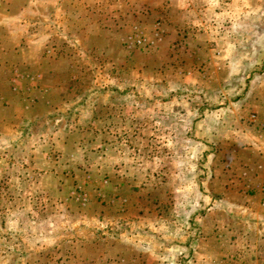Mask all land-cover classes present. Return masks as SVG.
<instances>
[{
	"label": "rangeland",
	"instance_id": "obj_1",
	"mask_svg": "<svg viewBox=\"0 0 264 264\" xmlns=\"http://www.w3.org/2000/svg\"><path fill=\"white\" fill-rule=\"evenodd\" d=\"M34 5L42 12H32ZM0 21L22 30L23 65L33 70L21 76L22 87L11 82L16 108L7 112L0 102L2 119L9 120L7 138L0 139V264H115V245L128 244L118 231L133 228L127 222L138 229L148 207L165 218L175 214L176 187L166 185L175 184V160L182 187L192 176L194 183L201 180L202 165L260 163L264 141L255 131L264 132L257 125L264 124L257 107L264 102V0H0ZM45 37L40 49L31 43ZM199 100L211 104L206 117V108L195 110ZM175 103L187 108L182 116ZM196 114L204 130L215 127L204 143L225 146L220 149L228 156H205L197 142L179 137L190 135L185 125ZM236 116L244 140L234 130ZM223 131L236 141L215 142ZM118 165L138 168L120 176ZM167 166L168 178L161 174ZM214 178L211 191L222 197L217 173ZM227 187L235 192L231 202L240 200L241 189ZM181 196L190 200L191 187ZM260 204H242L240 215L239 208L228 211L247 220L235 224L250 233L243 238L252 246L241 253L239 241L227 250V264H264ZM188 206L192 218L195 206ZM226 213L217 214L215 226L233 231ZM146 244L164 247L156 237L139 248ZM176 252L167 254V264H190L186 251Z\"/></svg>",
	"mask_w": 264,
	"mask_h": 264
},
{
	"label": "crops",
	"instance_id": "obj_2",
	"mask_svg": "<svg viewBox=\"0 0 264 264\" xmlns=\"http://www.w3.org/2000/svg\"><path fill=\"white\" fill-rule=\"evenodd\" d=\"M38 7L39 6L36 5L32 6L31 11L36 13L42 12L40 10L43 9ZM14 21L18 26L21 27L22 25L21 20L14 19ZM35 24L37 26L39 25L38 22ZM12 25L13 23L9 21H0V30L3 29L2 31H5V33L0 35V63L4 64L2 65L3 68H1L0 66V102H2L1 103L2 110H6L7 112L12 110L11 108L13 107L16 108L15 101L14 99H12L13 90H11V82H17L19 86L22 87L23 81L20 80V78H22L21 76H23L24 73H27L28 75L33 74L32 68L28 69V67L26 68V66L23 65L24 54L21 49H22V44H23L22 40L24 35L22 33V30H15V27L12 28ZM52 33H55L54 28L52 30ZM46 42H47V37L44 38V41L40 45H38L36 42H31V43L33 44V46H36L38 49H40L44 47V44ZM31 45H29V47L33 48V46ZM27 62H28L27 65H33V63L28 59ZM16 88L20 90L22 89L19 87ZM198 103L199 104H196L197 108H195V110L199 111L201 107L206 108L205 110L206 112L205 117H206L207 112L210 110L211 104H208L210 106H207L206 103H202L200 102V100ZM175 104H176L175 107L176 112L178 111V114L182 116L181 113L184 112L187 108L184 106L183 103L181 104L175 103ZM160 105L161 106L164 105L167 107V105L170 104L168 102H161ZM257 107H259L261 111L262 109L264 110V102L258 104ZM2 113L3 111H1L0 113V133L3 136L0 137V139H2V141L4 142L5 139L7 138L5 136L6 134H5L4 126L9 124V120L8 121L3 120ZM191 115L194 116V114ZM240 118L241 117L239 116L235 117L236 121L235 120L233 121V124L235 126L234 130L237 133V135L241 137L242 140H244L245 134L242 133L241 131L242 125L239 124ZM259 119L262 122L264 121V119H262L260 116ZM201 122H202L201 115L196 114L195 118L191 119L190 122L188 123L190 126L185 125V127L189 129L188 132L190 133V135L184 134L182 136L170 130L165 132L166 135H170L171 139L177 138V134H178L179 137L181 136V139L192 140L193 142H197L194 144L200 145L201 147L200 149H203V151H207L205 153V156L207 155L210 156L215 154L217 156L227 154L228 156L230 153L228 150L220 149L221 147L224 148L225 146L223 145L219 146L213 144L214 145L213 147L212 145L208 146L204 143L205 142L204 138L206 137L210 138L208 136L211 133V130L213 133H216V131L213 130V128L215 129L214 126H212L213 128H211V125L204 130L203 128L204 124H202ZM150 123H152V121ZM174 125L177 126L178 123L175 122ZM223 132L225 133L222 135L223 138L219 139L218 135H216L217 137L214 136L215 142L216 140L219 141L225 138L229 139L230 137L233 142L236 141L234 140L236 138L233 137L232 132L230 131H223ZM255 132H256L255 133L256 139L260 141H264V132L263 131H259V132L255 131ZM206 133H209L207 134L208 136L206 135ZM148 134L149 137H147V141L151 140L150 139V135H152L151 130L146 135L148 136ZM235 149L236 148L233 147L232 151L238 152V150ZM136 150L137 148L134 147L133 150H129V154L133 155V153ZM260 152L262 154V156L259 155V157L261 156L260 157L261 161H259L260 163L252 167L245 163H243V165L241 166L240 162L237 163L233 168H228L225 163L222 164V166H219L220 164L218 163L217 166L215 165V167L213 168L202 165V167L198 168L199 172L197 171L196 174V177L199 180H200L199 175H201V173L203 174V177L201 178L202 181L200 180L199 182L196 181L194 183L192 176L190 180L185 182L184 187H182V184L184 182L178 184L179 174H181L180 172L181 166L175 160L177 169L172 174L173 178L175 177V184L166 183V185L168 184V186H170L171 188L176 187L174 188V190L176 189L175 193L177 196L174 202L172 203V205L170 206L175 210V214L165 218L163 217L164 215L162 214H158V215L154 214L155 211H152L151 208L148 207L145 208L144 210L145 213H143L144 214L143 221L142 222H140L141 220L137 221V223H140V225L137 226L138 229L134 228L135 225L134 220L132 222H127L128 224H132L133 228H129V229L124 228L123 230H121L122 229L121 228L118 231L120 233L118 234V236L125 238V242H127L128 244L126 245L123 244L122 246L118 244L115 245V254L119 255V258L115 264H122V263L167 264L166 263V261L168 260L167 254L171 256H175L177 254L176 251L178 250H180L179 253L181 252L185 253L186 251V257H189L190 264H227L230 261L228 259V256H230V254L227 253L228 252L227 250H231L234 247H236V244H238L239 241L241 240L244 241L243 244L238 248V251L241 253L247 251V249L250 248L252 244L246 243L243 236L248 238L250 233L246 232L247 230L244 232L243 229H241V227L235 224L237 222L247 223V220H242L239 217L237 218L233 217L230 213H228V211L233 212L236 208H239L238 210L239 215L245 213L244 208H242L241 205L242 204L246 205V202L248 201H251V204H254V202L257 201L259 205H261L260 203L264 205V194L261 191L264 185V150H260ZM186 153L190 154L192 157H194L193 154L194 155L198 154L197 149L196 150L193 149L190 151V149L188 150V148L186 150ZM134 168H138V167L137 166L133 168L132 166L122 167L118 165L117 166L118 171L116 170L115 172H118V174L122 176L126 174V171ZM218 169L220 175L218 174ZM194 172L195 170L193 171V173ZM170 173L171 172L168 167L164 169L161 174H165V177L168 178L170 176ZM216 173H217V177L220 178L219 180H217L218 181L217 186L219 188H222L221 192L218 193L219 194L222 193L223 195L222 197L215 194V191H211V183L214 182V185L216 183V179L215 178L213 179ZM119 185L122 186L121 184ZM227 186L235 187V189L239 188V190L241 189V191L239 192L240 200L238 201L234 200V203L231 202L229 198L235 192L233 191L232 193L230 191V188ZM190 187L192 189V197L190 200L186 199L183 196L178 198L180 193H182V189L184 188L190 189ZM149 189L151 190L152 187L149 186ZM199 193H201L200 196L198 195ZM127 199L128 200L126 201H128L129 204L131 198L128 197ZM188 205L195 206L194 208H192L195 211L192 214L193 215L192 218L190 214L189 215L186 214L187 207H189ZM176 210L181 211V213ZM216 211H220V212L216 213ZM224 212H227L226 214H224V216L226 215L225 220L230 221L231 223L230 226L234 228L233 231H229L228 230L229 227H227L226 224H222L220 225L221 227L218 228H216L215 226V223H217L220 219L217 216V214L221 213V217H222L223 216L222 213ZM135 217L138 218L137 216ZM232 227H230V229ZM119 228L117 227V229ZM188 229H190L189 232L186 231ZM136 230L141 231V233H145V235L144 236L140 235V233ZM179 233L182 234L179 235ZM155 237L158 238L159 243L162 246H164L162 249H160L159 251L156 249L149 250L147 249L149 244H146L147 245L146 248L145 247L139 248L140 243L145 244V242L147 243L149 240H154ZM189 237H191L192 239L189 240L188 239ZM257 240L258 239L256 238L255 245L261 247V241L257 242ZM121 241H123V239H121ZM172 241H174V243H172ZM163 242H165V244ZM169 245H176V246L169 247ZM174 247H176V250H174ZM258 249L259 248H257L256 250L261 251L262 247L260 248V250ZM222 257H224V259ZM231 258H233V256H231ZM241 264H252V263L249 260H247L245 262H241Z\"/></svg>",
	"mask_w": 264,
	"mask_h": 264
},
{
	"label": "built area",
	"instance_id": "obj_3",
	"mask_svg": "<svg viewBox=\"0 0 264 264\" xmlns=\"http://www.w3.org/2000/svg\"><path fill=\"white\" fill-rule=\"evenodd\" d=\"M137 43L139 44V43H141V40L139 39V40H137ZM256 116L255 115H252L251 116V122H253V123H256ZM257 125L259 126V128H264V124H260V123H258V121H257ZM262 192H263V194H264V186H263V189H262Z\"/></svg>",
	"mask_w": 264,
	"mask_h": 264
}]
</instances>
